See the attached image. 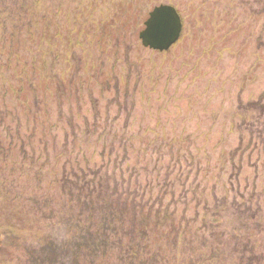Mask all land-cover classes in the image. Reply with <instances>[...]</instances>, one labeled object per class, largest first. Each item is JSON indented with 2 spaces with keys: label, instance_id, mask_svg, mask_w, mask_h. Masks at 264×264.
Wrapping results in <instances>:
<instances>
[{
  "label": "rangeland",
  "instance_id": "rangeland-1",
  "mask_svg": "<svg viewBox=\"0 0 264 264\" xmlns=\"http://www.w3.org/2000/svg\"><path fill=\"white\" fill-rule=\"evenodd\" d=\"M5 2L0 264H264V0ZM159 5L182 20L161 53L138 37ZM100 197L140 206L145 248L72 249Z\"/></svg>",
  "mask_w": 264,
  "mask_h": 264
},
{
  "label": "trees",
  "instance_id": "trees-1",
  "mask_svg": "<svg viewBox=\"0 0 264 264\" xmlns=\"http://www.w3.org/2000/svg\"><path fill=\"white\" fill-rule=\"evenodd\" d=\"M6 1V2H5ZM10 0H0V3H8ZM94 204H103L94 208V214H89L88 221L91 222L89 228L77 227L76 235L74 236L72 249L78 253L88 257L93 253H102L112 250L115 246V240L109 242L111 236L129 237L127 248L129 250L141 251L145 248V242L148 237L149 224L147 220L140 218V206L132 207L128 203L120 206H114L115 203L108 204L106 199H92ZM118 210V212H117ZM141 210V209H140ZM85 210L80 209V216ZM108 217H111L108 219ZM145 222H147L145 224ZM67 255L69 248L65 249ZM55 248L52 245L47 246L45 259L48 264H55L57 260Z\"/></svg>",
  "mask_w": 264,
  "mask_h": 264
},
{
  "label": "water",
  "instance_id": "water-1",
  "mask_svg": "<svg viewBox=\"0 0 264 264\" xmlns=\"http://www.w3.org/2000/svg\"><path fill=\"white\" fill-rule=\"evenodd\" d=\"M181 30L182 20L177 10L171 5H159L149 12L138 37L145 49L161 53L177 43Z\"/></svg>",
  "mask_w": 264,
  "mask_h": 264
}]
</instances>
